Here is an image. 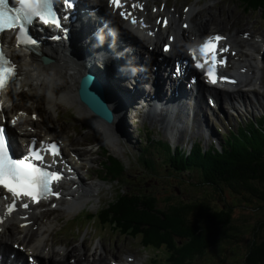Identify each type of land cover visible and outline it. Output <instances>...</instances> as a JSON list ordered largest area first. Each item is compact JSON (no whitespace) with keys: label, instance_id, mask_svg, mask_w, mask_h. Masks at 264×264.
<instances>
[{"label":"trees","instance_id":"trees-1","mask_svg":"<svg viewBox=\"0 0 264 264\" xmlns=\"http://www.w3.org/2000/svg\"><path fill=\"white\" fill-rule=\"evenodd\" d=\"M242 1L249 5L256 2L264 9V0ZM258 142L259 146L251 150L237 149L210 158L203 171L205 183L222 182L235 192L247 190L263 201L248 208L249 212L233 214L232 206L210 208L206 202L195 200L183 205L168 199V205L162 206L152 197L125 195L111 209L112 217L125 230L138 231L136 235L141 234L146 241L169 244L175 252L174 264L195 252L203 255L209 247L217 250L218 245H234L230 252L233 264L238 261L241 245H245L241 264H264V138ZM231 219L234 222L230 223ZM176 237L183 238L182 245L177 244Z\"/></svg>","mask_w":264,"mask_h":264},{"label":"rangeland","instance_id":"rangeland-1","mask_svg":"<svg viewBox=\"0 0 264 264\" xmlns=\"http://www.w3.org/2000/svg\"><path fill=\"white\" fill-rule=\"evenodd\" d=\"M213 1L216 2L218 5H221L219 9L217 10L221 11L223 8L222 5H227L229 6V8L225 7V9L230 11L231 16H233L234 13H238L240 17H242L241 19L242 24L244 23L254 24V23H258L260 20L264 22V17L262 15L264 14V11H261L264 9L260 8V6H257L255 4L256 2H253L252 4L250 3L251 5H249V3L246 4L242 0H213ZM233 9L235 12L233 11ZM217 10H214L215 13L217 12ZM64 84H65V86L63 87L64 89L63 88L62 89L65 92H69L71 88L70 86L72 85H70V83L67 84L65 80H64ZM61 103H65V102H61ZM74 106H76L77 108V105L74 104ZM76 112L78 114L77 119L74 116L69 115L68 113H65L61 117V119H59V116H57V114L56 116L53 115L54 111L49 110L48 114L58 119L60 122H65L68 124H75L79 126L82 133H86L93 138H97L101 136L99 135V133L91 129V126H89V124L92 123L91 119L83 118V116H81L80 112L77 109H76ZM127 122H128V117L126 116V123ZM115 125L116 126L118 125L121 128L119 122H117V124ZM110 131L103 130V133H109ZM102 138H105V137H102ZM173 171L175 170L171 167L168 170L165 169L164 171L161 172L160 186L158 188L152 189V192H155V194H153L154 196L156 194L158 196H162L163 195L162 189L166 188L168 189L171 197L173 198L171 199V201L177 200L176 202L179 203L181 199L182 201L180 202L182 203L180 204H183V205L185 203H191L193 200H195L196 202L203 201V202H206L210 208H213V207L217 208L220 206H232L233 214H240V213H243L244 211L249 212L250 210L248 208L255 207L256 204L259 205L261 202H263V201L257 200L258 198L251 195L250 192H248L247 190L241 189L240 191L235 192L232 189L231 190L227 189L225 186L222 188L223 185H220L217 183L208 184L202 181V186L201 185H193V186L188 185L187 186L186 183H189V184H192L195 182H197L198 184L201 183L200 182L201 180H199L201 173L197 169H194L193 171L188 170L182 174H179V172H177V175L174 174ZM165 172L166 173L168 172V174L166 175ZM123 173H124V180L122 181L123 182L122 186H124L126 189H133V190H142V188H144L145 193H148L147 187H146L147 179L144 178L145 170L143 168L140 169L138 167H131L128 164V166H125ZM136 174H141V175H136ZM148 174L149 173H146V176ZM187 175L188 177H184ZM178 176H181L179 178L181 181L177 180ZM177 183H181L182 184L181 187L178 185H175ZM108 185L116 186L118 185V182L110 180V183H108ZM199 186L200 188H197ZM183 194H185V196H183ZM241 194H243V196ZM155 197L157 198V196ZM244 197H247V198H244ZM92 198L93 199L95 198V201L92 203L91 209L95 210L98 206V203L96 202V197H92ZM162 203L163 202H160L158 204L160 205ZM231 222H234L233 219L230 220V223ZM89 230L92 231V235L88 238L90 241L88 242V245L89 247L93 248L92 245L97 244V242L99 241L98 231L94 229H89ZM83 231L85 230H82L79 233L80 236L76 238V240L73 241L74 244H76L80 240V238L82 237ZM119 231L120 233L117 232L116 230H113L110 234L105 235L104 236V240H105L104 243H106L105 245H108V246L111 245L114 249L117 248L118 251H121V252H118L119 256H121L123 252L128 251L130 253H133V252L137 253L138 258L140 260L147 259L149 257L148 251H145L143 253L140 251L139 245H140V240L142 239V237H140L141 234L140 235L138 234L135 237H133L132 235L134 234H131V232L123 233L121 229ZM176 239H177L178 245L183 244L181 242L180 237H176ZM100 241L102 240L100 239ZM218 246L219 247L217 250H215L214 247H211V248L209 247V249L207 248V251L203 255L195 252L189 257H186V258L180 257L178 259V264H223L222 259L226 260L224 264H229V263L233 264L232 260L230 259V252L234 245H222V246L218 245ZM244 246L245 245H241L242 248H240V253L237 255L238 261L235 264L242 263L244 259V252H245ZM41 260L42 258L40 257V261Z\"/></svg>","mask_w":264,"mask_h":264},{"label":"snow or ice","instance_id":"snow-or-ice-1","mask_svg":"<svg viewBox=\"0 0 264 264\" xmlns=\"http://www.w3.org/2000/svg\"><path fill=\"white\" fill-rule=\"evenodd\" d=\"M17 6H8V0H0V32L6 29L16 27L18 35H27V27L34 21L38 20L43 24L49 22L54 23L57 28L62 27L59 21L53 16V0H17ZM70 4L71 0H66ZM113 4L119 6V0H112ZM121 15H125L121 13ZM136 21L133 20V23ZM222 37H209L199 46L200 52L207 57L211 55L214 62L216 59V45L212 41H220ZM36 41L30 39L26 46L34 45ZM167 50V48L165 49ZM226 51L227 49H221ZM196 67H202L197 63ZM210 82L215 84L217 81L212 78V74L208 73ZM17 78V71L9 61L5 60L0 53V89L12 83ZM35 143V142H33ZM52 149V155L59 153L55 151L56 145L49 146ZM35 161H40L37 165ZM44 157L39 152L30 151L24 158H14L10 153V143L6 141V129L0 127V186L7 189L14 197H28L32 202H38L39 198L48 195L59 196V193L53 192L56 186L55 182H59L62 173L46 170L42 165ZM22 207L27 209L28 203H23Z\"/></svg>","mask_w":264,"mask_h":264},{"label":"bare ground","instance_id":"bare-ground-1","mask_svg":"<svg viewBox=\"0 0 264 264\" xmlns=\"http://www.w3.org/2000/svg\"><path fill=\"white\" fill-rule=\"evenodd\" d=\"M227 8H229V7H227ZM192 10L195 12V15H197L200 18H201L202 14L208 15V17L205 20V22H207V23L212 22V21H216L217 23H223L224 22V18L222 16V10L221 11L217 10V12L215 13V11H210V6L203 5L201 7H198L197 3L193 5ZM226 11L228 13L227 14L228 17H234V15L231 16L230 11H228V10H226ZM193 23L196 24V22H193ZM118 65H119V63H118ZM24 73H25L27 81H30V83L32 84V87H35V88L38 87V80L37 79H39V80L42 79V86L44 89L48 85V82L46 79H52L54 82V85L57 88V91L52 88V90L56 94V99H59L60 102L69 103L70 105H74V104L77 105L76 109L80 112L81 116H83V118H87V119L92 120V123L89 124V126H91V129H93L95 132L99 133V135H104L105 138H109V140L113 138L114 132L112 131V126L107 125L104 122H102L101 120H99L97 117H95L93 114H91L87 110V108L84 106V104L80 103L77 100V97L75 96L76 95L75 90H76V82L78 80L80 71L76 67H74L72 65H65L63 67H57L55 64H52V66H50V65L44 66L43 69L41 70V72L37 76H35V74L33 72L29 71L28 69H25ZM58 77H60L61 79ZM59 80H61V81H59ZM64 80L67 82V84L70 83V85H72V87H73L72 92L69 93V92H65L63 90L64 89L63 87L65 86V84H64V86H61V85H58L56 83L58 81L60 84L62 82L64 83ZM107 80L110 82L109 76H107ZM18 82L19 81H16L14 83L15 86H13L11 89H12V91H14V96L20 97L22 92L17 91L19 89L18 85H16ZM24 84L26 85V82ZM29 86H31V85H29ZM67 94H69V97L67 96ZM5 97L10 98L11 96H9V94L6 93ZM55 104L58 105V103L55 102L52 104V106L55 107ZM124 105H126V102H124ZM122 107H124V106H122ZM24 110H26V108ZM120 115H121L122 119L119 117V118H115V120H116V122H119V124L121 126L122 120L126 124V116H128V113L126 110L123 109L120 112ZM18 119H20V120L22 119V121L28 123V125L34 124L33 121L30 119V117H24L23 115H20L18 117ZM116 122L114 123V125L116 124ZM46 128L48 129V126H46ZM103 130H108V131L111 130V131L109 133H103ZM50 131L56 133V130H54V129L50 130ZM192 147L194 150L199 149L201 147V142L200 141L196 142L195 144H193ZM133 149H135V148L133 147ZM65 212L67 214H71L73 212V210L72 209H66ZM45 215H47V214L44 213L42 215V217H41V215H33L34 223L31 224L30 226H28L27 229H29V228L33 229V226L37 227L35 230L30 231L32 236L35 237V239H36L35 245L33 246V251L35 253H37L39 251L42 252L47 247V250H48L47 253H50V255L48 257H50L51 253L55 252L53 245L55 243H58V241H59V238L52 235V232H54V230H55L54 229V223L57 222L58 218L56 219L55 222L53 220L43 221V217H45ZM49 218L50 217H48L47 219H49ZM6 224H7V222L5 221L1 225L2 231L0 232V240L3 242L5 240H7L9 237H14V232H11L12 229H6ZM29 230H31V229H29ZM27 236H28V232H26L24 234V240L25 241L27 240ZM84 241H85V239L82 238L78 247L71 246V245L68 246L66 243H60L58 250L64 249L65 252L63 255L59 256V260H58L59 264H67V262L64 261L67 256H69V257L71 256V258L79 259V258H82V257L88 255L91 257L93 256L92 258L103 259L102 257H103L104 248L100 247L101 245L98 244L99 246L96 245V247L87 248L86 247L87 243ZM98 247L101 248L100 252L97 251ZM36 255H37V259L40 261L39 254L37 253ZM129 256H132V255H129ZM60 259L63 261H60ZM48 261L50 264L55 263V261L51 258L48 259Z\"/></svg>","mask_w":264,"mask_h":264},{"label":"water","instance_id":"water-1","mask_svg":"<svg viewBox=\"0 0 264 264\" xmlns=\"http://www.w3.org/2000/svg\"><path fill=\"white\" fill-rule=\"evenodd\" d=\"M81 98L83 99V100H86L87 102H88V105H89V107H90V110L93 112V113H95L97 116H99V117H102V118H105V119H110L111 117H110V114L106 111V109L103 107V106H94L93 105V103H94V101L93 100H91V98L90 97H88L87 95H83V94H81Z\"/></svg>","mask_w":264,"mask_h":264}]
</instances>
